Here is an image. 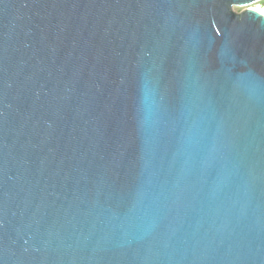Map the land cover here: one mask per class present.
Returning <instances> with one entry per match:
<instances>
[{
	"label": "water",
	"instance_id": "water-1",
	"mask_svg": "<svg viewBox=\"0 0 264 264\" xmlns=\"http://www.w3.org/2000/svg\"><path fill=\"white\" fill-rule=\"evenodd\" d=\"M261 1L0 0V264H264Z\"/></svg>",
	"mask_w": 264,
	"mask_h": 264
},
{
	"label": "rangeland",
	"instance_id": "rangeland-1",
	"mask_svg": "<svg viewBox=\"0 0 264 264\" xmlns=\"http://www.w3.org/2000/svg\"><path fill=\"white\" fill-rule=\"evenodd\" d=\"M252 8L259 10L264 14V0L252 6ZM239 10V9H236Z\"/></svg>",
	"mask_w": 264,
	"mask_h": 264
}]
</instances>
